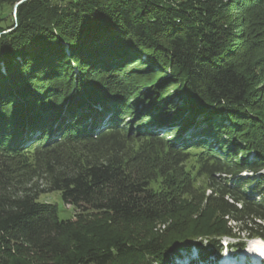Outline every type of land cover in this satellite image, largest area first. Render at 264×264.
Instances as JSON below:
<instances>
[{
	"label": "trees",
	"instance_id": "obj_1",
	"mask_svg": "<svg viewBox=\"0 0 264 264\" xmlns=\"http://www.w3.org/2000/svg\"><path fill=\"white\" fill-rule=\"evenodd\" d=\"M248 11L264 25V0L18 6L0 26V264H170L264 240V32L244 37Z\"/></svg>",
	"mask_w": 264,
	"mask_h": 264
},
{
	"label": "rangeland",
	"instance_id": "obj_2",
	"mask_svg": "<svg viewBox=\"0 0 264 264\" xmlns=\"http://www.w3.org/2000/svg\"><path fill=\"white\" fill-rule=\"evenodd\" d=\"M259 8H262V7H259ZM259 8L257 7V11H259ZM255 9H256V7H255ZM246 14V13H245ZM249 14V15H248ZM248 14H246L245 15V17L243 16L244 15V13L242 14V17L241 18H239V22H241V23H243V25L244 26H246L247 28V30H246V33H244V37H246V35H247V33H248V36H249V33H250V30L251 29H255L256 30V32L255 33H252V35H251V37H255V35L258 33V32H260L261 30H263L262 32H264V25L263 26H261V25H259V23H258V21H263V20H261V19H258L256 16H257V12H249L248 11ZM3 17H4V20L2 21V23H1V26H2V33L3 32H5V31H7L8 30V28H6L7 27V25L9 24V22L8 21H11L12 20V18L14 17V13H13V11H12V9L10 8V7H7L6 8V10H4V13H3ZM252 20V21H251ZM256 20H258V21H256ZM255 21L258 23V25H257V23H255ZM245 22H247V23H245ZM253 22V23H252ZM252 23V24H251ZM263 28V29H262ZM254 30V31H255ZM261 50H263V51H261ZM260 51H254L253 52V56H261V55H264V49H261ZM178 86V83H176V82H168V83H165V85H164V87L167 89H169L168 90V92H170V94L172 95L173 93H174V91H175V88ZM14 95V94H13ZM173 101H174V103H177V104H181L182 102L181 101H179V98L177 97V95L176 96H174V98H173ZM192 133V132H191ZM190 155H192V157H193V154H190ZM248 157H249V159H253V155L252 154H249L248 155ZM193 164H194V162H193V160L191 159V160H188L187 162H185L183 165H182V170L184 171H186V170H188L189 169V173H191V171H194V168L192 169V166H193ZM191 170V171H190ZM242 176H248V175H251L248 171H242L241 173H240ZM255 176H257V174H255ZM196 180L199 182V184H205L206 183V181L207 180H209L208 179V177L207 176H203V175H201L200 173L198 174V177H196ZM198 184V183H197ZM158 189H160V187H158ZM207 193H209V190L207 191ZM40 201H44V202H48V203H52V204H55V205H57V207H58V214H59V217L61 218V219H68V218H72V219H74L75 217H76V214L74 213V211H73V208L71 207V206H69V205H66L65 204V202L63 201V199H62V196H61V194L59 193V192H48V193H44L43 195H41L40 196ZM226 241H228V242H233L234 240H232V239H230V238H228V239H226ZM225 242V241H224ZM259 241H257V240H251L250 242H249V245L251 246V249H254L255 250V252L257 251H261L262 252V250L264 249V248H261L260 247V244L258 243ZM224 244H227L226 242L224 243ZM241 254V253H240ZM189 256L188 257H192V256H194V255H192V254H188ZM192 255V256H191ZM202 255V254H201ZM230 255H232V257L233 258H236L237 260H239V258H238V256H234V253L232 254L231 252H230ZM202 260V259H201ZM208 260V259H207ZM203 261V260H202ZM173 262V261H172ZM171 262V263H172ZM207 262V261H206ZM203 263H205V262H203Z\"/></svg>",
	"mask_w": 264,
	"mask_h": 264
},
{
	"label": "water",
	"instance_id": "obj_3",
	"mask_svg": "<svg viewBox=\"0 0 264 264\" xmlns=\"http://www.w3.org/2000/svg\"><path fill=\"white\" fill-rule=\"evenodd\" d=\"M25 0H17L16 2H14L12 5L11 4H5V6H6V8L7 7H10L11 9H12V11H13V13H14V19H16V17H17V8H18V6L22 3V2H24ZM6 8L4 9V10H6ZM3 10V9H2ZM1 10V12H0V15L3 17V11ZM4 20V17H3V19H2V21ZM2 21H0V26H1V23H2ZM2 27V26H1ZM1 33V32H0ZM249 240H259V239H261V238H248Z\"/></svg>",
	"mask_w": 264,
	"mask_h": 264
},
{
	"label": "bare ground",
	"instance_id": "obj_4",
	"mask_svg": "<svg viewBox=\"0 0 264 264\" xmlns=\"http://www.w3.org/2000/svg\"><path fill=\"white\" fill-rule=\"evenodd\" d=\"M260 253H261V252H260ZM255 255H256V254H255ZM256 256H257V255H256ZM255 258H256V257H255ZM248 259H249V256L247 255L245 258H242L243 261H241V260H240V261H241V262H244L245 260H248ZM240 261H239L237 264H244V263H241Z\"/></svg>",
	"mask_w": 264,
	"mask_h": 264
}]
</instances>
